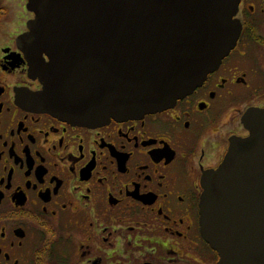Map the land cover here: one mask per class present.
<instances>
[{"label": "flooded vegetation", "instance_id": "obj_1", "mask_svg": "<svg viewBox=\"0 0 264 264\" xmlns=\"http://www.w3.org/2000/svg\"><path fill=\"white\" fill-rule=\"evenodd\" d=\"M28 2L0 0V264H220L202 179L264 108V0H241L236 47L193 93L97 126L37 106L43 85L18 46Z\"/></svg>", "mask_w": 264, "mask_h": 264}, {"label": "water", "instance_id": "obj_2", "mask_svg": "<svg viewBox=\"0 0 264 264\" xmlns=\"http://www.w3.org/2000/svg\"><path fill=\"white\" fill-rule=\"evenodd\" d=\"M241 0H29L35 18L18 39L43 85L36 104L97 126L173 108L236 47ZM202 179L203 236L220 264H264V108Z\"/></svg>", "mask_w": 264, "mask_h": 264}]
</instances>
